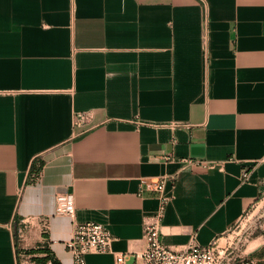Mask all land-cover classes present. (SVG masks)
<instances>
[{
	"label": "crops",
	"instance_id": "0c3cea01",
	"mask_svg": "<svg viewBox=\"0 0 264 264\" xmlns=\"http://www.w3.org/2000/svg\"><path fill=\"white\" fill-rule=\"evenodd\" d=\"M163 176L174 249L264 198V0H0V264H72L73 219L140 250ZM245 253L264 264V233Z\"/></svg>",
	"mask_w": 264,
	"mask_h": 264
},
{
	"label": "built area",
	"instance_id": "2783aa9c",
	"mask_svg": "<svg viewBox=\"0 0 264 264\" xmlns=\"http://www.w3.org/2000/svg\"><path fill=\"white\" fill-rule=\"evenodd\" d=\"M187 163L202 165L203 160H188ZM249 171L242 172V178L248 177ZM166 177H158L148 181L142 179V189L156 192L159 205L157 211L143 221L144 246L137 251L116 252L112 249L114 236L109 229L97 222H76L75 200L73 192H58L55 196V213L72 218V234L65 242L66 249L72 256V264H87L86 256L94 253H111L114 264H229L227 246L216 241L208 245H200L193 238L181 249L166 246L161 240V221L164 216L168 196L164 195V187L168 182ZM34 217L24 218L16 224V230L21 234L26 225H30ZM237 264H251L242 258Z\"/></svg>",
	"mask_w": 264,
	"mask_h": 264
},
{
	"label": "rangeland",
	"instance_id": "374dc122",
	"mask_svg": "<svg viewBox=\"0 0 264 264\" xmlns=\"http://www.w3.org/2000/svg\"><path fill=\"white\" fill-rule=\"evenodd\" d=\"M264 233V198L249 207L242 218L222 236L220 242L227 246L226 258L229 264H237L246 258L245 250L253 239Z\"/></svg>",
	"mask_w": 264,
	"mask_h": 264
},
{
	"label": "trees",
	"instance_id": "16d2710c",
	"mask_svg": "<svg viewBox=\"0 0 264 264\" xmlns=\"http://www.w3.org/2000/svg\"><path fill=\"white\" fill-rule=\"evenodd\" d=\"M34 172V171H33ZM38 171L35 172V174H37Z\"/></svg>",
	"mask_w": 264,
	"mask_h": 264
},
{
	"label": "water",
	"instance_id": "95a60500",
	"mask_svg": "<svg viewBox=\"0 0 264 264\" xmlns=\"http://www.w3.org/2000/svg\"><path fill=\"white\" fill-rule=\"evenodd\" d=\"M65 191H69V189L65 190Z\"/></svg>",
	"mask_w": 264,
	"mask_h": 264
}]
</instances>
